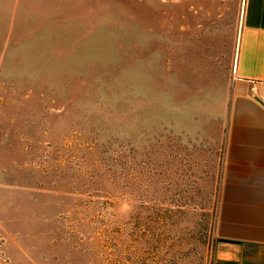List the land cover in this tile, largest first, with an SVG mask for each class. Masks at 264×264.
I'll return each mask as SVG.
<instances>
[{
  "label": "rangeland",
  "instance_id": "obj_1",
  "mask_svg": "<svg viewBox=\"0 0 264 264\" xmlns=\"http://www.w3.org/2000/svg\"><path fill=\"white\" fill-rule=\"evenodd\" d=\"M241 4L0 0V264H212Z\"/></svg>",
  "mask_w": 264,
  "mask_h": 264
},
{
  "label": "crops",
  "instance_id": "obj_2",
  "mask_svg": "<svg viewBox=\"0 0 264 264\" xmlns=\"http://www.w3.org/2000/svg\"><path fill=\"white\" fill-rule=\"evenodd\" d=\"M227 104L212 264H264V0H242Z\"/></svg>",
  "mask_w": 264,
  "mask_h": 264
},
{
  "label": "trees",
  "instance_id": "obj_3",
  "mask_svg": "<svg viewBox=\"0 0 264 264\" xmlns=\"http://www.w3.org/2000/svg\"><path fill=\"white\" fill-rule=\"evenodd\" d=\"M101 116L102 115L99 112L96 117V120H98L96 122L97 124L94 125V121H92L90 130L96 136L93 140L97 144L95 149H98L99 155H101L99 159L104 163V166L108 171H113L118 164V157L115 153L116 151L113 149V145L116 141V129L114 127H110L107 123L102 121V119H100Z\"/></svg>",
  "mask_w": 264,
  "mask_h": 264
}]
</instances>
